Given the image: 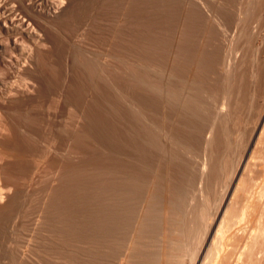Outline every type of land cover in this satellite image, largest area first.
<instances>
[{
    "label": "bare ground",
    "instance_id": "6f19581e",
    "mask_svg": "<svg viewBox=\"0 0 264 264\" xmlns=\"http://www.w3.org/2000/svg\"><path fill=\"white\" fill-rule=\"evenodd\" d=\"M157 1L0 0V264H264V0Z\"/></svg>",
    "mask_w": 264,
    "mask_h": 264
},
{
    "label": "rangeland",
    "instance_id": "374dc122",
    "mask_svg": "<svg viewBox=\"0 0 264 264\" xmlns=\"http://www.w3.org/2000/svg\"><path fill=\"white\" fill-rule=\"evenodd\" d=\"M155 2L158 3L157 0H149V3L151 6H155L156 5ZM200 2H204V0H200ZM208 2H210L212 4H216L218 6H224V7H228V8L236 7L238 9H240V12H243V8H242L243 4H240L241 2L235 3L233 0H208ZM174 5L175 4H171V3L169 4L168 2L162 1L161 5L159 6V9L161 8L162 11L164 10L166 12H185L182 9H180L179 6L175 5L176 6L175 7Z\"/></svg>",
    "mask_w": 264,
    "mask_h": 264
}]
</instances>
